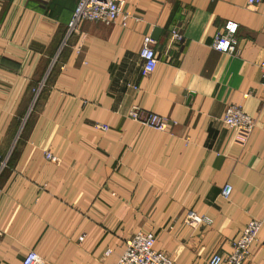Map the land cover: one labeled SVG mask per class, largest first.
<instances>
[{
  "label": "crops",
  "instance_id": "obj_1",
  "mask_svg": "<svg viewBox=\"0 0 264 264\" xmlns=\"http://www.w3.org/2000/svg\"><path fill=\"white\" fill-rule=\"evenodd\" d=\"M124 1L126 27L86 22L62 47L77 0H0V264L28 250L51 264H117L140 231L174 264H208L264 222V4ZM227 23L234 55L211 47ZM145 36L158 58L148 77ZM134 105L167 131L131 120ZM228 105L256 120L253 133L223 123ZM189 211L212 226L185 225ZM247 264H264V227Z\"/></svg>",
  "mask_w": 264,
  "mask_h": 264
},
{
  "label": "built area",
  "instance_id": "obj_2",
  "mask_svg": "<svg viewBox=\"0 0 264 264\" xmlns=\"http://www.w3.org/2000/svg\"><path fill=\"white\" fill-rule=\"evenodd\" d=\"M250 7H257L264 4V0H248ZM124 0H77L75 11L69 21L62 47H65L70 39L79 33L82 25L86 22L101 23L111 25L119 17H122V26H127V21L135 17L132 13L124 11ZM238 26L234 23H227L222 31L217 33L212 41L211 47L227 55H234L238 51ZM171 39L174 43L183 42L184 35L180 29H171ZM156 41L151 36H145L142 41L140 57L143 61L142 75L148 77L153 74L158 66V58L155 52ZM57 60L53 61V64ZM63 69V66L61 67ZM262 74V86L264 87V61L260 63ZM248 97V96H247ZM128 117L144 127L154 129L159 132L167 131L169 121L161 115L142 109L134 105L128 112ZM223 123L235 129H241L248 133H253L256 129V120L246 114L242 107L228 105L223 117ZM107 130L106 126H99ZM44 157L47 161H57V158L50 152H46ZM9 155L0 154V175L7 169ZM233 193L231 185H225L221 195L229 199ZM185 225L199 227L205 225L212 226L213 221L207 217L200 216L194 211H189L183 220ZM264 227V222L253 219L244 228L240 238L233 244L232 252L223 257L213 254L208 260V264H247L252 256L253 246L259 241L260 233ZM82 240V238H81ZM156 236L151 232L140 231L125 242L123 253L117 264H174L172 258L166 253L156 249ZM22 264H51L42 258L36 251H26Z\"/></svg>",
  "mask_w": 264,
  "mask_h": 264
},
{
  "label": "trees",
  "instance_id": "obj_3",
  "mask_svg": "<svg viewBox=\"0 0 264 264\" xmlns=\"http://www.w3.org/2000/svg\"><path fill=\"white\" fill-rule=\"evenodd\" d=\"M5 172V170L3 171V173Z\"/></svg>",
  "mask_w": 264,
  "mask_h": 264
}]
</instances>
